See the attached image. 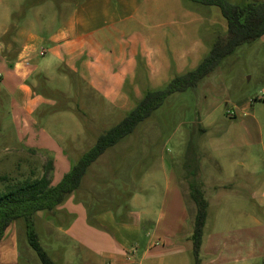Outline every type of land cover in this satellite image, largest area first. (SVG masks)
Segmentation results:
<instances>
[{"label":"rangeland","instance_id":"rangeland-1","mask_svg":"<svg viewBox=\"0 0 264 264\" xmlns=\"http://www.w3.org/2000/svg\"><path fill=\"white\" fill-rule=\"evenodd\" d=\"M225 1L237 5L247 0ZM79 2L0 0V26H9L0 36L1 57L9 62L16 60L22 49L17 37L21 29L33 28L41 34L35 15H41L42 22L48 15H71ZM148 8L142 5L141 14L155 15V20L151 21L147 32L137 29L134 34L154 33L153 24L160 23L161 30L153 38L159 36L164 43L163 54L170 61L176 52L193 46L194 55L185 71L172 67L166 74L167 79L154 88L148 81L144 83L147 77L140 74L136 83L126 86L127 98L119 104H110L95 96L86 100L82 85L74 76L64 79L57 76L54 69L48 76L49 82L36 83L38 78L43 79L39 75L34 79V94L43 97L31 118L36 123L34 132L43 130L49 139L65 149L69 163L70 158L78 161L100 135L121 122L142 99L146 89H162L176 76L195 69L209 54L214 41L227 32V22L216 6L188 0H155ZM25 15L29 17L27 21ZM46 57L38 55L37 61ZM136 89L141 91L140 96ZM14 109L12 100L0 94V190L6 185L3 178L11 181L40 178L44 166L54 157L29 145L40 135L35 138L21 135ZM167 171H171V189L176 183L183 190L182 200L191 227L196 206L189 196L188 184L196 180L203 186L206 183L211 186L205 187L210 206L204 241L210 230L241 231L246 226L247 215H255L261 225L251 230L255 255L251 264H264V37L237 48L197 88L168 97L132 134L108 149L88 168L75 192L78 202L89 210L88 224H93L94 216L100 212H109L116 220L124 222L130 220L131 210L139 212L142 206L146 210H160L165 203L168 206L174 195L168 191ZM231 181L232 188L227 191L213 188V185L222 187ZM49 214L34 219L41 247L55 264H88L84 251L75 252L70 236L60 232L57 224L53 228L45 224ZM229 239L224 245L225 258ZM3 248L13 250L16 258L4 260ZM245 252L241 245L235 256L242 258ZM183 254L188 264H194L191 246L185 247ZM201 258L206 260L202 253ZM0 264H42L29 245L22 220L10 226L0 243Z\"/></svg>","mask_w":264,"mask_h":264},{"label":"crops","instance_id":"crops-1","mask_svg":"<svg viewBox=\"0 0 264 264\" xmlns=\"http://www.w3.org/2000/svg\"><path fill=\"white\" fill-rule=\"evenodd\" d=\"M154 1L80 0L71 15H48L45 22L41 21V15H35L41 34L33 28L21 29L17 37L22 49L16 60L9 62L0 55V94L12 100L17 114L15 122L20 125L21 135L23 133L30 138L40 135L35 143L29 145L54 155L50 160L53 185L59 183L77 160L70 158L69 163L65 149L49 139L43 130L34 132L36 123L31 118L43 101L42 96L34 94L36 83L49 82L48 76L54 69L56 75L64 79L74 76L82 85L86 100L95 96L98 100L119 104L127 98L126 86L136 83L140 74H145L147 80L144 83L149 82L148 85L154 88L167 79L166 74L172 67L185 71L194 55L193 46L176 52L170 61L163 54L164 43L159 36L153 38L161 30L160 23L153 24L154 33L134 34L137 29L145 32L150 29L155 15H142L141 8L142 5L148 8ZM27 17H24L26 21ZM8 27L0 26V36L7 32ZM38 55L49 57L37 61ZM38 75L43 79L38 78L36 82ZM135 92L140 96L139 89ZM166 173L167 185L170 186L168 191L174 196L172 203L168 206L165 203L160 210H146L142 206L139 212L131 210L130 220L124 222L116 220L109 212H100L94 216V223L89 225V210L78 202L74 193L48 215L45 224L50 228L57 224L60 232L70 236L75 252L84 251L88 264H188L183 253L187 246L192 250L190 216L183 203L182 188L173 183L174 189H171V171ZM232 182L222 187L213 185V188L227 191L232 188ZM205 185L211 188L207 183ZM255 198L256 192L252 195V199ZM135 200L141 202L143 198ZM45 213L38 212L36 216L44 217ZM245 221L246 226L234 233L210 230L206 241L203 239L201 253L206 260L201 258L202 264H251L255 259L251 230L261 223L255 215L249 214ZM240 233L248 237H242ZM228 238L231 239L225 258L224 245ZM241 245L246 250L242 258L235 256ZM2 257L4 260L14 259L16 253L3 248Z\"/></svg>","mask_w":264,"mask_h":264},{"label":"trees","instance_id":"trees-1","mask_svg":"<svg viewBox=\"0 0 264 264\" xmlns=\"http://www.w3.org/2000/svg\"><path fill=\"white\" fill-rule=\"evenodd\" d=\"M188 1L203 6L218 7L227 22V32L214 41L209 54L195 69L176 76L162 89H146L135 108L125 115L121 122L100 135L95 145L71 165L69 172L58 184H52L51 161L44 166L40 178L28 177L17 181L3 178L6 185L0 190V243L6 237L10 226L22 220L26 226L29 245L37 253L41 263L55 264L40 245L39 236L34 228L36 214L42 211L53 213L58 206L66 202L80 188L88 168L108 149L132 134L140 123L163 106L168 97L197 88L237 48L264 37V2L247 0L231 5L225 0ZM188 185L189 196L196 206L190 237L192 256L194 264H202L201 250L208 221L209 201L202 183L192 180Z\"/></svg>","mask_w":264,"mask_h":264}]
</instances>
